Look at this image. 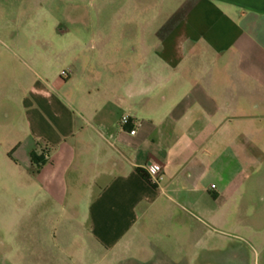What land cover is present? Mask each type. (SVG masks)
Returning <instances> with one entry per match:
<instances>
[{"label":"crops","instance_id":"obj_1","mask_svg":"<svg viewBox=\"0 0 264 264\" xmlns=\"http://www.w3.org/2000/svg\"><path fill=\"white\" fill-rule=\"evenodd\" d=\"M173 2L128 17L118 65L102 45L0 43V264H224L241 241L229 216L264 161V0Z\"/></svg>","mask_w":264,"mask_h":264},{"label":"rangeland","instance_id":"obj_2","mask_svg":"<svg viewBox=\"0 0 264 264\" xmlns=\"http://www.w3.org/2000/svg\"><path fill=\"white\" fill-rule=\"evenodd\" d=\"M160 1L0 0V43L13 48L47 46L55 52L62 46H77L83 56L94 54L93 47L102 45L109 52L108 59L119 64L120 51L126 47L121 35L127 30L128 17L139 13L150 16L174 6L173 0H164L162 4ZM133 41L135 38L131 37L129 42ZM55 55H51V62ZM100 72L102 79L121 73L117 68L113 73L110 68ZM246 174L255 182L243 198H237L239 214L229 216L232 221L236 216L241 225V241H226L224 264H264V185L256 183L257 177H264V161L262 165L252 163ZM230 248H235L239 256L234 258L228 251Z\"/></svg>","mask_w":264,"mask_h":264},{"label":"built area","instance_id":"obj_3","mask_svg":"<svg viewBox=\"0 0 264 264\" xmlns=\"http://www.w3.org/2000/svg\"><path fill=\"white\" fill-rule=\"evenodd\" d=\"M120 123L121 125H123V127H129V125L133 127V125L135 124V118L129 114H122L120 116ZM129 133L134 134L135 129L131 128ZM143 170L145 171L147 175V180L149 181V183L153 185H160L163 179V174H162L161 167L158 164L148 163L144 165ZM212 187H214V185H212Z\"/></svg>","mask_w":264,"mask_h":264},{"label":"trees","instance_id":"obj_4","mask_svg":"<svg viewBox=\"0 0 264 264\" xmlns=\"http://www.w3.org/2000/svg\"><path fill=\"white\" fill-rule=\"evenodd\" d=\"M137 170L141 174V176H143L144 178H147V175H146V173H145V171L143 169L138 168Z\"/></svg>","mask_w":264,"mask_h":264}]
</instances>
